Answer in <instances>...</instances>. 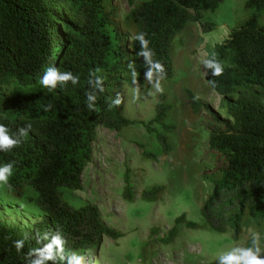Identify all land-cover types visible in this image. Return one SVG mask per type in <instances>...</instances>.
<instances>
[{
    "label": "trees",
    "instance_id": "obj_1",
    "mask_svg": "<svg viewBox=\"0 0 264 264\" xmlns=\"http://www.w3.org/2000/svg\"><path fill=\"white\" fill-rule=\"evenodd\" d=\"M122 0H0V124L13 137L27 128L19 146L0 151V166L13 162L8 184L0 183L16 199L35 196L31 202L44 217L30 228H13L0 223V264H30L51 236L59 232L65 240L64 254L75 252L95 257L104 238L121 235L102 219L90 203L73 206L66 191H80L82 174L91 163L97 130L121 133L140 125L153 137L157 152L136 143L144 161L158 162L172 148L175 126L167 122L172 105L159 94L154 116L147 122L126 118L113 101L123 89L145 83L148 65L139 56L134 39L145 32L154 50V60L165 67L169 81L174 75V42L192 25L203 33L214 31L202 23L225 0H125L129 11L119 17ZM245 19L208 53L223 65V74L207 69L204 80L216 94V110L203 106L185 89L186 103L193 113L203 110L208 135L204 158L211 169L202 175L210 191L201 209L203 228L225 234L232 240L256 231L264 249V0H246ZM50 66L70 71L79 83L45 88L40 80ZM103 80V92L93 89L89 73ZM133 71L136 73L133 82ZM214 84V86H213ZM96 91L93 108L86 93ZM51 105L47 111L45 108ZM30 126V127H29ZM130 170L124 177L122 199L132 202ZM165 186L155 184L140 193L144 201L161 200ZM178 225L197 229L198 224L181 215L158 243L170 245L178 236ZM157 229L153 228L152 233ZM48 235L47 239L42 237ZM23 241L17 249L15 243ZM147 244V243H146ZM142 246V250L146 247ZM251 246V237L243 247ZM45 264H67L66 259Z\"/></svg>",
    "mask_w": 264,
    "mask_h": 264
},
{
    "label": "rangeland",
    "instance_id": "obj_2",
    "mask_svg": "<svg viewBox=\"0 0 264 264\" xmlns=\"http://www.w3.org/2000/svg\"><path fill=\"white\" fill-rule=\"evenodd\" d=\"M140 1L133 0L136 4ZM246 0H225L215 13L206 16L202 23H212L214 31L203 33L200 25L186 27L174 42V75L161 84L167 101L172 105L167 122L175 126L171 136L172 152L158 162L144 161L136 143L157 152L153 137L140 125L129 126L121 133L99 128L92 144L91 163L83 172L80 191H66V200L73 206L90 203L95 205L103 221L120 233L116 240L104 238L90 257L89 264H218L220 253L234 246H244L251 237L245 232L232 240L231 233L218 234L203 228L200 209L209 194L210 187L202 181V175L211 169L204 158L208 135L204 124L206 113H193L186 103L185 89H189L203 104L216 110L218 97L207 86V71L203 60L213 47L223 42L229 31L245 19L243 6ZM119 17L129 11L125 0L117 1ZM154 80L147 78L139 88H125L119 94L123 115L135 121H149L159 92ZM130 170L129 183L134 199H122L126 169ZM165 186L161 200L144 201L140 193L148 187ZM35 196L28 190L26 197L16 199L0 186V223L13 228H30L44 215L31 202ZM181 215L199 225L186 229L178 225V236L167 246L158 243L174 226ZM157 229L152 233V229ZM147 243V244H146ZM146 247L142 250V246Z\"/></svg>",
    "mask_w": 264,
    "mask_h": 264
},
{
    "label": "clouds",
    "instance_id": "obj_3",
    "mask_svg": "<svg viewBox=\"0 0 264 264\" xmlns=\"http://www.w3.org/2000/svg\"><path fill=\"white\" fill-rule=\"evenodd\" d=\"M145 32H139L135 35L134 39L137 40L140 44L141 50L138 55L144 58V61L148 65V71L146 72V78L152 82L155 81L153 87L156 92L162 93L163 87L161 81L166 76V70L164 65L159 60H154L155 52L149 47L150 41L146 39ZM208 57V54H205ZM205 68L212 71L213 76H220L223 74V65L219 62L215 55L212 54L210 58H205L203 61ZM100 69H95L93 72L89 73V85L99 91L103 92V80L96 75ZM133 82L135 83L136 73L133 71ZM68 82H71L73 85L79 83V77L74 75L70 71H60L55 66H50L43 77L40 80V83L45 88L55 89L58 85H66ZM214 86V84H213ZM135 97H139V88L137 87L134 90ZM86 98L88 102V107L93 108L97 100L96 91H89L86 93ZM122 102L119 94H117L116 99L113 101L114 105H120ZM51 108V105H48L45 110L47 111ZM30 127V126H29ZM27 128L19 129V135L13 137L9 134V130L3 124H0V151H9L14 147L19 146L21 143V137L27 135ZM14 164L13 162H8L3 166H0V183L8 184L9 177L13 175ZM48 235L45 234L42 239H47ZM64 244L65 240L57 232L51 236V241L44 245L43 248L36 249L34 254L37 258L30 261V264H45V261L55 262L57 259L67 261V264H85V257L79 255L75 252L70 253L65 256L64 254ZM15 247L19 250L23 247V241H17ZM218 264H264V249L261 248V236L258 232L252 231L251 235V246H234L227 251H224L218 256Z\"/></svg>",
    "mask_w": 264,
    "mask_h": 264
},
{
    "label": "crops",
    "instance_id": "obj_4",
    "mask_svg": "<svg viewBox=\"0 0 264 264\" xmlns=\"http://www.w3.org/2000/svg\"><path fill=\"white\" fill-rule=\"evenodd\" d=\"M82 176H83V174H82Z\"/></svg>",
    "mask_w": 264,
    "mask_h": 264
}]
</instances>
